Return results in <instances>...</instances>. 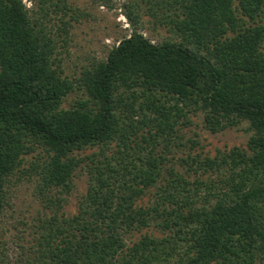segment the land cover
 <instances>
[{"label":"trees","instance_id":"trees-1","mask_svg":"<svg viewBox=\"0 0 264 264\" xmlns=\"http://www.w3.org/2000/svg\"><path fill=\"white\" fill-rule=\"evenodd\" d=\"M66 2L0 0V214L14 180L42 204L0 264H264V0H129L130 35L72 77L51 26ZM141 4L172 38L137 30ZM194 117L250 136L197 152Z\"/></svg>","mask_w":264,"mask_h":264},{"label":"rangeland","instance_id":"rangeland-1","mask_svg":"<svg viewBox=\"0 0 264 264\" xmlns=\"http://www.w3.org/2000/svg\"><path fill=\"white\" fill-rule=\"evenodd\" d=\"M129 0H67V9L59 12L58 16L69 23L63 27L60 22L53 21L51 25L57 41L54 57L60 63L64 75H77L82 68L94 60H104L109 49L123 37L130 35L133 26L126 16ZM26 7H31V0H23ZM141 18L136 26L147 38L155 43L169 39L172 36L164 27L155 25L147 15V6L141 4ZM76 95H69L64 105L70 103ZM193 124L183 130L186 138H194L198 142L195 151L210 156L217 150L232 146H245L250 136L246 125L211 134L202 126L201 117L192 118ZM175 149V148H174ZM186 148L175 149L180 155ZM85 151L83 154H88ZM83 167V165H81ZM177 168H179L177 166ZM88 174L86 167L75 172L73 189L65 198L63 211L72 214L80 196L86 190ZM35 179L21 180L9 186L6 193L7 204L0 214V263L1 259L11 262L22 257L25 248L31 243L32 225L38 212L42 210L41 199L35 193Z\"/></svg>","mask_w":264,"mask_h":264}]
</instances>
